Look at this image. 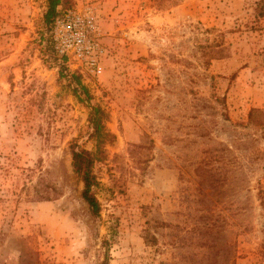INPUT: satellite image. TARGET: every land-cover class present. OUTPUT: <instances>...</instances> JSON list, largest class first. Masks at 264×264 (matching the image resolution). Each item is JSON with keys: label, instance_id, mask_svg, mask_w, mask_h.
I'll list each match as a JSON object with an SVG mask.
<instances>
[{"label": "rangeland", "instance_id": "obj_1", "mask_svg": "<svg viewBox=\"0 0 264 264\" xmlns=\"http://www.w3.org/2000/svg\"><path fill=\"white\" fill-rule=\"evenodd\" d=\"M67 1L49 35L47 0H0V264H264V0Z\"/></svg>", "mask_w": 264, "mask_h": 264}, {"label": "trees", "instance_id": "obj_2", "mask_svg": "<svg viewBox=\"0 0 264 264\" xmlns=\"http://www.w3.org/2000/svg\"><path fill=\"white\" fill-rule=\"evenodd\" d=\"M67 3V0H47V10L44 15L47 34H52L53 24L57 17L70 9ZM73 81H75L79 89L76 90V95L78 91H81V94L89 96V90L82 84L80 79L76 77ZM106 118L107 114L101 107L96 106L91 108L89 121L93 129L91 137L97 144L95 152L82 149L78 145L72 146V166L74 172L84 183L82 197L89 205L91 212L96 216L100 214L101 204L94 193V189L99 185L97 177L94 174L95 163L101 159L100 155L104 154L103 146L108 142H113L115 139L113 134L105 130L104 121Z\"/></svg>", "mask_w": 264, "mask_h": 264}, {"label": "built area", "instance_id": "obj_3", "mask_svg": "<svg viewBox=\"0 0 264 264\" xmlns=\"http://www.w3.org/2000/svg\"><path fill=\"white\" fill-rule=\"evenodd\" d=\"M63 54L69 55L76 63V68H87L92 73L100 75L102 73L101 61L106 50L94 40L87 41L86 38H80L78 41L66 49L62 50Z\"/></svg>", "mask_w": 264, "mask_h": 264}]
</instances>
